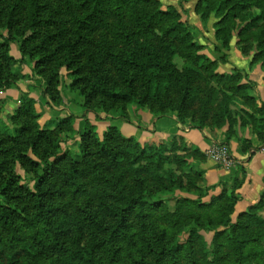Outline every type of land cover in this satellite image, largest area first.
<instances>
[{
  "label": "trees",
  "instance_id": "16d2710c",
  "mask_svg": "<svg viewBox=\"0 0 264 264\" xmlns=\"http://www.w3.org/2000/svg\"><path fill=\"white\" fill-rule=\"evenodd\" d=\"M195 13L215 21L221 53L230 50V38L251 41L253 61L264 67V0H199ZM0 31L10 35L0 57L7 66L16 62L9 41L19 39V53L34 63L52 107L61 105L55 91L65 72L86 111L101 98L112 109L120 105L116 112L156 109L184 125L196 105L193 129L226 127L228 143L249 128L264 146V104L249 94L247 75L221 72L173 7L164 10L156 0H0ZM15 84L0 64V91ZM13 120L0 126V264H264V217L256 213L264 193L234 217L244 180L204 185L198 162L205 158L197 149L198 162L185 148L184 156H169L115 126L102 137L87 122L75 131L70 117L51 132L27 94ZM76 141L79 157L65 151ZM242 143L252 155L258 149ZM173 162L184 165L180 175L168 168ZM87 177L100 206L88 199L69 209L65 197L85 195ZM217 187L221 193L211 196ZM176 191L193 196L177 198L173 210L156 196Z\"/></svg>",
  "mask_w": 264,
  "mask_h": 264
},
{
  "label": "rangeland",
  "instance_id": "374dc122",
  "mask_svg": "<svg viewBox=\"0 0 264 264\" xmlns=\"http://www.w3.org/2000/svg\"><path fill=\"white\" fill-rule=\"evenodd\" d=\"M156 1H158V3H160V5L162 6V9L165 10L168 7H173L178 12V14L181 17V22H185V24L190 29L192 35L195 36L198 44L204 46V55H207L211 59L217 60L219 63V66L228 65L230 63L229 59H232V57H231L232 54L235 51H237L240 53V55L243 58L247 59V61L249 62V65H250L249 70H252L254 68L259 67V68H261L262 72L264 71V67H262L261 61L260 62L253 61V55L251 54V46H252L251 41L249 43L245 44L242 42H237L235 39L233 40L232 38H230V40H229L230 50L226 51L225 53L224 52L221 53V50H222L221 46L222 45H221V42L218 41L216 38L217 33H216V28L214 27L215 21L211 19L208 22H203L200 19V17L195 13V8H196L199 0H190L187 2H182L181 0H156ZM235 22H237V21L235 20ZM2 37H4L5 40H3ZM6 40H10V35H7V32H5V31H3V32L0 31V44L4 43ZM18 43H19V39H17V41H9V46H10L9 55L11 57H13L16 60V62H12L10 64V66L9 65L7 66V63L4 61V59L2 57H0V64L3 67L4 75H8L9 77H13L14 80H16V84L12 87L13 89L14 88L20 89L23 91L22 92L23 94H27L28 98L32 99L35 102L36 108H37V105L39 104V101H41L40 99L43 98L42 100L45 103V106H43V107L48 108L47 110L48 111L50 110L52 112L53 118H55L57 115L60 116V113H61L60 111L67 108V106H69L70 104H75L76 103L75 100H80L81 104L83 103L81 96L77 92L70 91L69 86L71 83V78L65 72H62V77L59 80V82H58L59 84L57 85L56 91H55L56 95L61 100V105L52 107L51 106L52 103H51L50 99L43 95L44 88H45L44 82L39 77L34 75L32 72V65L34 63L31 62L30 59H28V58H22L21 57L19 50H18V47H19ZM218 50H220V51L218 52ZM245 52H247V53L245 54ZM230 54H231V56H230ZM174 62H175V64H177V66L179 68H181L182 61L180 59L175 58ZM238 70L239 69H236L234 67L231 70V72L238 71ZM240 71L243 72L242 70H240ZM246 75L248 77V81L251 84V88H252V91H250L249 94H251L252 96L253 95L255 96V93L257 90V84L254 81L249 80L250 75H248V74H246ZM111 78H112V81L118 82V80L116 79L113 72H112ZM200 84H201V86H204V83L203 84L200 83ZM210 86L216 87V85H214V84H212ZM8 90H11V89H8ZM8 90H6V91L1 90L0 91V126H3L5 124H9V123L16 124L18 122L17 120L14 121L13 119L15 118L16 111L20 107V100L13 101L10 97H8L6 95V92ZM34 94L36 96L33 97ZM231 104H232L231 106H232L234 111L236 110V112H238L240 110L241 100L235 99L234 102ZM119 106L120 105H114V109H112L113 106L111 105L110 101H105V100H102L101 98H98L93 102L90 110L86 111L84 109V112L82 113V116H80V118L85 119L84 114H89L88 116H93L96 118L101 117L105 120L113 121V120H118L122 115H124L127 120H123V119H119V120L125 121L127 123L133 122L134 124H138L142 128V126H146V125H143V123L147 124V120L151 121L150 122V126H151L152 122H155V120H158L159 118H167L168 117V116L158 115L156 113V109H155L156 106L153 107V109H155V111H151L148 108H146L144 110H140V109H136L135 107H128L124 113H122L120 110L118 112L115 111L117 108H120ZM245 108L248 111L251 110L254 112L252 107H250V109H249L246 106ZM38 110H39V107H38ZM189 112H190V117L193 121L189 120L186 124H189L188 127L189 126L192 127V123L199 116L198 106L195 105L194 107H192L190 109ZM68 117H70L72 119V122L74 124V119L71 117V115L67 116L66 118H68ZM62 119H64V118H62ZM62 119H60V120H62ZM44 123H45L43 125L44 128H46L47 130H49L51 132H56L57 122H54L52 120L51 122L48 121V122H44ZM94 126H95V130L97 131L96 133H98V137H102L103 136L102 131H106V127H107L106 123L96 120L93 124V127ZM73 127L75 128V126H73ZM82 128L84 129V127H82ZM224 128H226V127H224ZM244 129H242V131ZM208 130L213 131V130H221V129L211 130L208 128ZM247 130L249 131V128H247ZM75 131H77V130H75ZM153 131H151V133ZM225 135H226V133H225ZM225 135H224V138H225ZM1 137L2 136L0 135V139H1ZM180 141L181 140H178L177 138H172L171 140H168V141H158V142L151 143V144L142 143L141 145H146V146H149L152 148H157L159 146H163V148H165V154H167L169 156H184V153H182V151H184L185 149H188V155L192 156L193 160L195 158L197 159V156H195L193 154L194 150L192 148L187 147L186 144L184 143V141L182 143L185 144V145H183L185 147H182ZM78 146H79V144L77 141L74 143L73 142H70L69 144L67 143V145L65 146L66 147L65 151H69L70 153L74 154V156L79 157L80 152H79ZM218 146L226 148L227 154L229 157V163L228 164H223V163L217 162V161L213 160L212 158H210V156L208 155L209 151L213 150L214 148H216ZM259 148L262 150L263 146H260ZM202 155L204 156L205 159H209L210 161L214 162L215 164H217L221 168L228 169V168L232 167L233 165H235V162H234V160L230 154L228 144H226V142L225 143L221 142V143L212 145ZM14 160L16 162V157L14 158ZM198 161H200L199 158L197 159V162ZM10 163L13 164V159H10ZM201 163L202 162H198L199 165ZM183 167H184V165H181L180 167H178V165L175 162H173V164L170 165V167H168V168L175 170L177 172L176 174L180 175L181 172L179 170H183ZM18 168H20V167L18 166ZM20 170H21V168H20ZM83 182H85V186H83V188L86 192L85 195H77L76 198H74V199H72V197L70 195H69V197H71V198L65 197L64 201L67 203H70L69 209L73 208L75 205L81 206L88 199H90L91 202L93 203L94 209L97 206H100L99 201L96 198L97 192L92 191L93 185H96V184L90 182L88 177ZM22 184H25V182L23 181ZM126 184H127V188H130L132 186V182L129 179L126 180ZM198 184L200 186H203V184H201V183H198ZM184 186H185V184H184ZM109 192L114 193V191H109ZM176 194L177 195H175V196H169L168 195L167 198H165L166 195L163 196L161 193L156 194V196L159 198L161 196L162 199L164 200V204L168 205L170 210L174 209V203H175L177 198H179V197H185V198L188 197L189 198V197L193 196V195H188V194L180 192V191H176ZM71 210L73 211V209H71ZM256 213H257V215L264 217V207H261L260 209H258L256 211ZM206 239L209 242L211 239V234H206Z\"/></svg>",
  "mask_w": 264,
  "mask_h": 264
},
{
  "label": "crops",
  "instance_id": "0c3cea01",
  "mask_svg": "<svg viewBox=\"0 0 264 264\" xmlns=\"http://www.w3.org/2000/svg\"><path fill=\"white\" fill-rule=\"evenodd\" d=\"M231 57L232 59H229L230 63L228 65L220 66V71L230 73L234 67L243 72L245 71L244 73L250 75L249 80L257 84L255 96L253 95L257 104H264V71L262 72L259 67L249 70V62L237 51H235ZM22 92L23 91L20 89L11 88V90L6 92V95L13 101H18L20 100V96L23 95ZM34 96L36 95L34 94L33 97ZM42 99L43 98L40 99L41 101H39L36 109L41 114L43 123L48 121L51 122L52 120L58 122L60 119L71 115L74 119L75 129L81 131L85 122L93 126L94 122L98 120L106 123V130L109 126H115L123 137L131 138L140 144H151L177 138L178 140H183L187 147L197 149L202 154L214 144L221 142L225 143L224 135L226 133V128L213 131L206 128L203 131H199L190 126L188 127L189 124L180 125L171 117L159 118L155 120V122H152L151 126V121L147 120V124L142 122L143 125H146L142 126V128L133 122L127 123L119 119L108 121L101 117H99V119L88 116L89 114H84L85 119H81L80 116H82L84 109L82 108L80 100H75V104H70L67 108L60 111V116L57 115L53 118L52 112L50 110L48 111V108L43 107L45 103ZM151 131L153 132L151 133ZM104 132L105 131H102V133ZM242 140L248 141L250 143V148H258L253 155L250 154L248 149L245 150L246 148ZM226 144H228L235 165L225 169L209 159H205L204 162L200 164V168L204 172V185L208 187L217 186L218 184L226 183L233 179L244 180L242 186L238 190L240 200L235 207L234 217H236L240 213L246 212L248 208L256 205L264 193V156L259 148V140L255 135H252L247 128L240 132L237 138L234 137ZM221 190L222 188L217 187L215 191L211 192V196L219 195Z\"/></svg>",
  "mask_w": 264,
  "mask_h": 264
},
{
  "label": "built area",
  "instance_id": "2783aa9c",
  "mask_svg": "<svg viewBox=\"0 0 264 264\" xmlns=\"http://www.w3.org/2000/svg\"><path fill=\"white\" fill-rule=\"evenodd\" d=\"M263 156H264V146L261 150ZM208 155L210 156V158H212L213 160L223 163V164H228L229 163V157L227 154V150L224 147H216L213 150L208 152Z\"/></svg>",
  "mask_w": 264,
  "mask_h": 264
}]
</instances>
